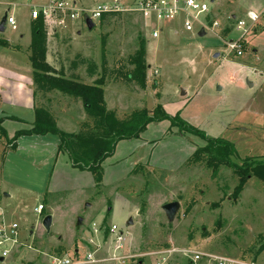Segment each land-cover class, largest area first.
Segmentation results:
<instances>
[{"label": "rangeland", "instance_id": "374dc122", "mask_svg": "<svg viewBox=\"0 0 264 264\" xmlns=\"http://www.w3.org/2000/svg\"><path fill=\"white\" fill-rule=\"evenodd\" d=\"M51 1L2 0L0 21L8 13L17 29L6 26L0 33V40L7 43L0 46V116L23 120L3 122L9 137L28 129L26 122L33 118L32 110L22 107L31 90L27 71L30 12ZM65 1L75 3L79 16L55 31L44 22L46 61L56 72L91 84L102 74L105 56L112 73L105 75L103 100L118 118L136 110L150 112L160 105L170 116L179 113L207 137L233 143L235 162L264 157V0H198L211 8L203 37H198V26L186 33L174 22L159 26L156 39L151 38L155 22L145 23L131 11L137 0ZM112 2L122 6L120 15L102 23L93 19L94 27L88 30L85 14L79 12ZM237 5L256 11L258 18L251 29L247 24L240 56L229 50V41L241 35L237 22L246 20ZM138 37L147 42L145 89L116 73L122 65L123 71L130 69L126 61ZM77 54L96 64L94 77L87 76V65L69 69ZM35 105L45 108L57 128L66 133H77L86 120L80 102L56 92L38 93ZM59 143L54 135L22 140L20 150L2 160L7 145L0 136V229L17 225L16 244L0 247V257L2 250L8 251L0 264H50V257H70L74 250L82 255L94 248L90 239L99 242L92 224L99 226L105 239L114 225L124 235L125 253L133 255L148 256L174 245L252 261L264 239V181L248 177L241 193L235 195L239 181L234 171L224 165L215 168L207 154L192 157L203 141L171 127L168 120L149 124L136 139L118 142L113 155L101 164L99 184L92 173L73 167L68 156L57 151ZM170 202L179 203L172 222L161 210ZM39 206L42 211L38 213ZM45 216L51 217L49 232L42 226ZM78 218L83 220L80 228L76 227ZM129 219L132 225H127ZM156 261L155 256H148L142 262ZM255 262L264 264V250ZM173 264L186 263L177 260Z\"/></svg>", "mask_w": 264, "mask_h": 264}, {"label": "trees", "instance_id": "16d2710c", "mask_svg": "<svg viewBox=\"0 0 264 264\" xmlns=\"http://www.w3.org/2000/svg\"><path fill=\"white\" fill-rule=\"evenodd\" d=\"M119 15L120 13L104 14L99 22L102 23L107 18ZM30 27L31 44L28 59L32 68L35 97L38 93L45 96L48 93L56 92L75 102L78 101L82 104L86 120L80 123L77 133H66L57 128L54 119L45 108L35 105L34 120L30 128L17 130L9 137L2 127L3 118H0V136L7 145V149L2 154V160L8 152L16 149V141L19 137L51 134L60 140L58 152L65 153L73 167L92 173L95 176V182L99 184L101 182V164L106 158L113 155L118 142L136 139L147 129L149 124L168 120L171 127L178 128L182 133L197 136L203 141V146L196 150L192 157H197L198 153H204L209 156L208 161L216 163L215 168L224 165L234 171L239 181L235 195L241 193L248 177L254 176L264 181V157L262 159L245 157L241 159L240 163L235 162L234 155L237 153L233 143L225 139L207 137L202 131L181 119L179 113L170 116L160 105H156L150 112L146 109L136 110L125 118H118L114 112L106 109L103 100L102 87L106 83L105 75L112 73L107 69L105 56L102 57L101 62L102 74L93 83L80 82L75 78V75L66 77L62 73L56 72L46 61V32L43 17L40 15L36 19H32ZM146 43L143 37H138L136 49L126 61L130 69L123 71L124 66L122 65L116 72L126 81L135 83L140 89L146 87L148 68ZM0 46H7V43L0 40ZM81 65H87L86 73L89 78L96 75V64L93 61H87L80 54H77L74 60L69 63V69L74 71ZM263 250L264 239L251 260L256 261V256ZM142 261L139 259V262Z\"/></svg>", "mask_w": 264, "mask_h": 264}, {"label": "built area", "instance_id": "2783aa9c", "mask_svg": "<svg viewBox=\"0 0 264 264\" xmlns=\"http://www.w3.org/2000/svg\"><path fill=\"white\" fill-rule=\"evenodd\" d=\"M3 6L0 0V8ZM123 10L122 6L117 2L110 4L96 5L91 9H84L79 13L85 14V18L100 20L102 15L119 13ZM139 14L147 23V21H154L155 25L151 28V38L156 39L159 37V26L167 23L181 22L182 30L186 33L195 31L198 26L199 29L208 28L210 22V7L205 1L198 0H137L134 9L131 10ZM31 19H36L40 15L43 17L45 24L53 25V29L64 28L67 21L75 20L79 15L75 9L74 3H68L65 0H52L49 4L39 9H31ZM202 19V20H201ZM257 15L253 12L246 14V20H239L236 25V30L241 32V35L236 40L229 41V50L234 52L235 55L240 56L242 53L241 39L248 33L247 24H250V29L257 22ZM213 27L217 26L213 22ZM5 26H9L12 30H16L14 18L6 14ZM42 207L39 206L36 212H40ZM93 225L92 232L94 236L100 235L101 231L99 226ZM109 236L107 239L101 238L98 243L93 239L89 243L94 247L92 250L86 249L85 253L79 255L76 253L70 257H51L50 264H143L139 259L148 256H155L157 258L156 264H173L177 260H184L186 264H259L255 261H242L229 257L216 255L208 252H201L192 250L190 248H182L171 245L167 248L160 249L151 254L133 255L126 254L123 247L124 235L122 232L117 233V228L112 225L109 228ZM17 234V225L11 224L10 227H3L0 229V247L5 246L11 242L15 245L13 239ZM112 236V238H110ZM8 251H1V258L7 256Z\"/></svg>", "mask_w": 264, "mask_h": 264}, {"label": "crops", "instance_id": "0c3cea01", "mask_svg": "<svg viewBox=\"0 0 264 264\" xmlns=\"http://www.w3.org/2000/svg\"><path fill=\"white\" fill-rule=\"evenodd\" d=\"M212 2V1H211ZM75 4V3H74ZM213 9V8H212ZM236 9H237V11H239V12H243V13H245V17H246V14L248 13V12H253V13H257L256 11H254V10H252V9H247L246 11L243 9V8H239V6L237 5L236 6ZM210 15H211V8H210ZM232 17L234 18L235 16L234 15H232ZM32 20V19H31ZM176 23H179L180 25H181V22L180 21H178V22H176ZM167 24H171V23H167ZM167 24H163V25H167ZM174 24V23H173ZM162 25V26H163ZM5 28H6V26H5ZM181 28H182V25H181ZM201 30V28L199 29L198 28V30H197V32H199ZM55 31V30H54ZM196 32V33H197ZM28 51H29V48H28ZM29 53V52H28ZM46 56H48V55H46ZM29 57V56H28ZM47 63H49L48 62V59H47ZM29 65H30V63H29ZM50 65V64H49ZM51 66V65H50ZM52 67V66H51ZM28 71V73H29V77L31 76V81H30V86H31V90H29V92H30V94H29V100H27V102H23V104H25L24 106H22L23 108H30L31 110H32V113L34 112L33 110H34V108H35V102H36V97H35V95H34V87H33V83H32V68H31V66H30V69H28L27 70ZM2 103V101H0V104ZM1 112V111H0ZM1 118H3V122H5L6 123V121H8V120H14V121H16V122H18V123H22V119L21 120H18V119H16V118H14L13 116H11V117H9V116H0ZM9 118H13V119H9ZM18 118V117H17ZM33 120H34V114H33V118H32V121L29 123V122H26L27 124H29L30 126H31V124L33 123ZM3 122H2V125H3ZM30 128V127H29ZM15 132V131H14ZM13 132V133H14ZM7 133V132H6ZM8 134V133H7ZM13 135V134H12ZM48 135H51V134H47V135H31V136H21V137H19L18 139H17V141H16V149L14 150V151H12V152H8L7 154H11V153H16L18 150H20V145L19 144H21V141L22 140H24V141H30V140H34V138H44V137H46V136H48ZM8 136H9V134H8ZM59 146V145H58ZM57 151H58V148H57ZM7 154H6V157H7ZM5 196H7L8 197V195H5ZM42 211V210H41ZM82 226V225H81ZM99 238V237H98ZM99 240H100V238H99ZM79 252V250H74L73 251V255H75L76 253H78ZM50 259H51V257H50ZM3 260V258H1L0 257V261H2Z\"/></svg>", "mask_w": 264, "mask_h": 264}, {"label": "water", "instance_id": "95a60500", "mask_svg": "<svg viewBox=\"0 0 264 264\" xmlns=\"http://www.w3.org/2000/svg\"><path fill=\"white\" fill-rule=\"evenodd\" d=\"M5 21H6V14H4V16L2 17V19L0 21V33H3L5 31ZM85 25H86L88 30H92L94 27L93 21L89 18H85ZM204 35H205V32L203 29H201L198 32V37H203ZM215 56H217V55L215 54ZM248 85L251 86L250 84H248ZM180 94L183 95L184 92L182 91ZM161 210L164 213L165 217L167 218L168 222H172L178 213L179 203H177V202L166 203L161 207ZM82 222H83V220L81 218H78L77 223H76V227L80 228L82 225ZM50 225H51V217L45 216L42 220V226L46 230V232L50 231ZM127 225H132L131 219L128 220Z\"/></svg>", "mask_w": 264, "mask_h": 264}]
</instances>
